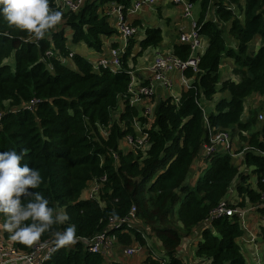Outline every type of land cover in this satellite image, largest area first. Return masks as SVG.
I'll return each instance as SVG.
<instances>
[{
  "label": "trees",
  "instance_id": "16d2710c",
  "mask_svg": "<svg viewBox=\"0 0 264 264\" xmlns=\"http://www.w3.org/2000/svg\"><path fill=\"white\" fill-rule=\"evenodd\" d=\"M131 1L85 0L76 13L61 11L62 23L40 40L9 27L0 14V152L27 149L21 166L27 164L43 178L39 188L29 191L40 192L49 207L64 209L70 217L54 231L75 225L82 239L106 231L117 251L133 244L145 249L144 264H183L177 252L182 239L209 218L230 188L238 197L234 207L244 210L250 205L260 216L264 213V121L258 120L264 112V0H189L199 4L197 32L207 46L197 72L183 73L192 78V87L178 99L159 100L152 119L129 104L132 70L127 61L160 46L159 28L143 27L136 17L131 20L144 35L139 39L137 32L128 41L116 73L95 69V62L69 49L82 43L102 53L103 41L117 36L107 7L121 6L126 14ZM212 5L215 22L207 19ZM50 7L60 11L54 0ZM177 40L171 52L187 60L190 49ZM257 41L260 46L252 50L250 45ZM224 58L233 61V78L221 81ZM219 84L228 98H221L204 118L202 102L215 95ZM253 101L257 105L251 106ZM218 132L229 135L230 152L207 157L202 174L188 185L191 166L200 158L208 134ZM127 137L133 144L144 137L150 146L123 151L120 142ZM93 182L101 185L97 197L81 199ZM132 208L139 228H108L111 220L126 217ZM5 220L0 214L2 236L21 252L54 240L45 233L32 247L22 245L3 229ZM260 229L264 240L263 226ZM244 235L238 215L213 218L200 231L194 257L210 264H264V251L260 261L246 260ZM148 238L158 241L164 256L153 258ZM43 264L123 263L109 262L79 241L58 249Z\"/></svg>",
  "mask_w": 264,
  "mask_h": 264
},
{
  "label": "built area",
  "instance_id": "2783aa9c",
  "mask_svg": "<svg viewBox=\"0 0 264 264\" xmlns=\"http://www.w3.org/2000/svg\"><path fill=\"white\" fill-rule=\"evenodd\" d=\"M84 1L85 0H54V6L55 8L60 9V11L76 13L79 11ZM156 1L157 0H132L126 14L122 12L121 6L115 4L111 5L110 10H107L106 14L109 16L110 20L116 18L115 29L117 31L118 44L115 48L109 49L107 53L103 54L97 61H95V69L101 66L102 68L108 69L112 73H116L119 70L121 57L125 54L126 48L128 47V41L138 32V28L132 26L126 21V17L134 16L136 13L138 14L144 6H153ZM170 2L174 6L178 7L182 12L183 18L189 21V29L187 31L180 30L178 33V39L181 43L189 47L190 55L187 60H181L180 58L174 56L173 53L158 52L156 53L154 61L149 69L150 76L148 78L143 79L140 76H137L133 70L129 72L131 79L127 90L129 104L135 107L145 105L143 108V117L148 119H152L153 117L156 104L152 100L156 96L158 86L170 91L173 83L171 79V75L173 73H179L181 81L184 83V90L192 87V84L187 83L188 80L183 73L187 69H191L194 73H196L199 56L201 55L199 52L201 50L203 38L197 32V21L193 19V4L189 0H170ZM212 17L213 13L212 16L207 19L215 22ZM258 120L260 122L264 121V112L259 113ZM126 139L133 148L138 146L141 147L142 150L148 149L150 146L149 143L144 141V137L138 138L134 144L130 138L127 137ZM202 146L205 158L212 156L221 150L225 152H230L231 150L230 138L225 132H218L216 134L209 133L207 142ZM261 182L264 183L262 179ZM95 183L96 185L93 189V194H98L101 185L97 182ZM232 191L233 189L230 188L228 194H231ZM90 198L94 197L90 196ZM260 202V207L264 209V190L260 192ZM244 213L245 211L243 209H239L234 207V205H231L226 197L216 206V208L213 209L209 218L202 223V229L208 228L210 221L213 218L232 217L233 215H238L241 221V219L243 220ZM261 220L264 222V213L261 216ZM240 223L242 224V222ZM120 225H126L134 228H139L141 226L135 218L134 208L130 210L126 217L119 220H111L108 228H116ZM142 227L144 228V226ZM2 234L3 232L1 228L0 264H43L46 259L58 250L55 248L54 240H51L38 243L34 246L32 251L28 253L21 252L13 247L11 241L4 239ZM196 236H199V233L194 231L192 235L182 239L177 250L178 256L181 259L182 257L179 253L181 254L185 245L192 241V238L197 239ZM80 242L87 247L89 252L102 254L104 257H107L111 255V248L115 243V239L113 237H108L106 235V231H103L91 239H81ZM193 242L194 241H192V243ZM250 242H253L252 238L250 239ZM139 252H141V247L134 245L132 247L124 248L122 253L126 257H131ZM182 262L183 264H190L184 260H182Z\"/></svg>",
  "mask_w": 264,
  "mask_h": 264
},
{
  "label": "clouds",
  "instance_id": "9594fccd",
  "mask_svg": "<svg viewBox=\"0 0 264 264\" xmlns=\"http://www.w3.org/2000/svg\"><path fill=\"white\" fill-rule=\"evenodd\" d=\"M0 14L9 27L26 31L37 40L49 35L63 18L61 11L50 7V0H0ZM26 154L27 149L0 152V214L6 217L3 229L13 241L28 247L40 242L45 233L54 237L56 249L74 246L82 239L76 235L75 225L62 232L53 230L69 221L67 213H57L40 192L29 191L39 188L43 178L38 170L21 166Z\"/></svg>",
  "mask_w": 264,
  "mask_h": 264
},
{
  "label": "crops",
  "instance_id": "0c3cea01",
  "mask_svg": "<svg viewBox=\"0 0 264 264\" xmlns=\"http://www.w3.org/2000/svg\"><path fill=\"white\" fill-rule=\"evenodd\" d=\"M157 1H159V0H157ZM158 3H159V5L157 7H155V10H152L153 6H144L138 12V14L136 13L134 16H127L126 17V19H127L126 21L129 24H131V20L136 17L135 19L139 20L142 23L141 26H143V27H156V28H158L156 26L158 23H161V24L163 23L164 24V26H165L164 27V31H163V29L161 30V32H162V42L160 43V46L158 48L153 49L155 51V55L158 52H170V53H172L171 52L172 44H174V43H176L178 41L177 38H178V33L180 32V30L187 31L186 25H184V20H183L184 18H183L182 12H181V10L178 7L174 6L170 2V0H161ZM212 4H214L213 1H212ZM110 7H111V5H109V7H107L108 10H110ZM213 7L214 6L212 5L211 9H210V12L208 14V17L212 16ZM192 9H193L192 10L193 19L195 21H197L198 18H199V12H200L199 4H193ZM152 12H155V15H156V18H157L156 24L152 23V18L150 16ZM142 15H144L145 18H143ZM153 19H155V18H153ZM148 21H150V24H152V26L151 25H146V23H148ZM108 22H109L110 26L115 28L116 18H113L112 20L109 19ZM138 35H139V39H142L143 35H144L143 30H139ZM202 41L203 42H202V45H201V50L199 52L201 55L205 52V49H206V46H207V41L205 39H203ZM113 44H118V37L117 36L111 37L109 39H105L103 41V47H102V50H101L102 53H98V52L89 50L82 43L81 44H77L78 54L90 59L92 62H95V61L98 60V58H100V56H102L103 54L107 53L108 50L112 48ZM233 46H234V43H233ZM258 46H260V43L257 41V42L252 43L250 45V48H252L254 50ZM72 53H74V52H72ZM150 59L151 58L147 55L145 57V64L142 63L141 66L148 65V63L150 62ZM151 64H152V61L149 63V65L147 67L137 68L138 70L135 72V74L137 76H140L143 79L148 78L150 76L149 69L151 67ZM232 68H233V61L228 59V58H224L222 60V62H221L220 70H219V77H220L221 81L226 80L228 78H233L232 75H231ZM171 79H172V75H171ZM186 79L188 80L187 83L192 84V82H193L192 78H186ZM172 82H173L172 83V87H173L174 86V80L173 79H172ZM176 85L178 87L175 88L174 90H172V87H171L170 91H168L167 89H165V88H163L161 86H158L157 92H156V96L153 98L152 101L155 104H157L159 100L165 99V98H168V97H171V98H174V99H178L180 94H181V92L184 91V88H183L184 83H183V81H181L180 76H179V83L176 84ZM219 89H220V84L216 88L217 92L215 93V95H213V98H215L214 107H213V109L210 110L209 114L214 112L215 105H216L217 102H219V100L221 98H228V95L225 92H220ZM254 105H257L255 101H253L251 106H254ZM249 106H250V103L248 101L247 104H246L245 111L248 110ZM144 107H145V105L141 106V107L137 106V109L139 110V113H140L141 116H143V112H144L143 108ZM202 111H203L204 116L207 117V114H206L207 112H206L204 106H203ZM245 115H246V113H245ZM120 148L123 151H130V150L133 149V147L127 142L126 138L123 139L120 142ZM233 157H234V155H233ZM205 159L206 158H205V154H204V149H203V146H202L201 147L200 158L193 163V165L191 166L189 175H188V177L186 179V183L188 185L193 186L194 183L196 182V180L202 174L203 170L206 168L207 164H206V160ZM95 185H96L95 182L88 184V186L84 189V191L81 194V199H88V198H90V196L97 197V193L93 194V189H94ZM232 193H234V191H232L231 194ZM231 194H227L226 197L228 199V202L231 205H234L233 201L230 200L231 199ZM61 210L64 211V209H57L56 212L58 213ZM244 211H245V213H244L243 220L241 219L240 222H242L241 226H242V228H243V230L245 232V235L241 238V240H243L242 243H243L244 246H243L242 250L245 252V254H246L245 258H246V256H248L249 251H250V249H248V251H246V247L250 246L251 244H254V242H255L254 241V237L261 236L260 232H262V231L260 229V226H263V224L261 222L262 220H261L260 214L256 211V209L252 208V206L249 205L247 208L244 209ZM258 221L261 222L260 226L258 224ZM202 225L203 224H200L197 228H195L196 233H199V236H196L198 240L200 238V231L202 230ZM1 228L2 227L0 226V231H1ZM144 234H145V236H147L148 233H146V230L144 231ZM196 237H194V238H196ZM251 238H252L253 242H250ZM191 240L194 241V242L192 243V241H190L189 243H187V245H185V247H184L183 251L181 252V254L179 253V255L182 257V260H184V261H186V262H188L190 264H210L208 261L198 260V259H196L194 257V252H195V249H196V242L197 241H195L196 239H193V238ZM153 244L154 245H159L157 242H154ZM134 245H136V244H133V246ZM115 248H116V250H115ZM111 249H112L111 250L112 251L111 255L106 257L107 261H109V262H121V263L124 264V262H122L121 259L123 260L124 258H129V257H126V256H121L123 250H122V252L117 251V246H116L115 243L112 245ZM142 252H143V249H142ZM142 252H139L136 255L141 254ZM131 257H133V256H131ZM138 257H139V259L143 260L142 257H144V256H138ZM246 260L248 262H250L247 258H246Z\"/></svg>",
  "mask_w": 264,
  "mask_h": 264
},
{
  "label": "rangeland",
  "instance_id": "374dc122",
  "mask_svg": "<svg viewBox=\"0 0 264 264\" xmlns=\"http://www.w3.org/2000/svg\"><path fill=\"white\" fill-rule=\"evenodd\" d=\"M161 0H159V1H157L154 5H153V9L152 10H155V7H157L158 5H159V3L158 2H160ZM84 3V2H83ZM151 10V11H152ZM145 15V14H144ZM144 15H142L143 16V18H145V16ZM192 15H193V13H192ZM151 18H152V23H154V24H156V22H157V18H156V15H155V12H152L151 13ZM153 18H155V19H153ZM184 20V25H186V28H187V30H188V28H189V21L188 20H185V19H183ZM146 25H151L152 26V24H150V21H148V23H146ZM154 26V25H153ZM160 30H162L163 29V31H164V24L162 23H158L157 25H156ZM69 49H70V51H72V52H74V53H76V54H78V47H77V45H72V44H70L69 45ZM253 50V49H252ZM166 51V50H165ZM79 55V54H78ZM149 56L151 59H150V62L152 61V63H153V61H154V58H155V51L153 50V49H147V50H145V52L143 53V54H141L139 57H136L135 58V60L134 61H132L131 60V58H128V61H127V64H128V67L129 68H131V70H133V71H137L138 69L137 68H141V67H147L148 65H149V63H148V65H146V66H141V64L142 63H144L145 64V57L146 56ZM11 59L12 58H10L7 62L8 63H10L11 62ZM152 65V64H151ZM179 73H173L172 74V79L174 80V86L172 87V90H174L175 88H177L178 86L176 85V84H178L179 83ZM214 100H215V98H211L210 100H203V102H202V105L204 106V108H205V110H206V114L208 115L209 114V112H210V110L211 109H213V107H214ZM250 103V102H249ZM260 113H262V112H260ZM230 200H232L234 203H238V197L236 196V194L235 193H232L231 194V199ZM248 207V206H247ZM246 207V208H247ZM262 222V224H263V227H264V222L263 221H261ZM261 222L260 221H258V224H259V226L261 225ZM259 228V227H258ZM195 231V230H194ZM261 233V232H260ZM150 240V238H148V241ZM151 242V247H150V250H151V255L152 256H154L153 258H155L156 259V257H158V256H164V255H162V250H161V247H160V245H154L153 243H154V239H151L150 240ZM195 241H198V239H196ZM254 244H251L250 246H248V247H246V251H248V249H250V251H249V254H248V256H246V258L249 260V261H260L261 260V258H262V253H263V251H264V240L262 239V237L261 236H257V237H254ZM156 242H158V241H156ZM244 246V245H243ZM141 252H142V248H141ZM121 256H124V255H122L121 254ZM138 256H144V257H142L143 258V260L142 259H139V257ZM156 256V257H155ZM146 257V251H145V249L143 250V252L141 253V254H138V255H134L133 257H129V258H124L123 260L121 259V261L122 262H124V264L126 263V264H144V258Z\"/></svg>",
  "mask_w": 264,
  "mask_h": 264
},
{
  "label": "water",
  "instance_id": "95a60500",
  "mask_svg": "<svg viewBox=\"0 0 264 264\" xmlns=\"http://www.w3.org/2000/svg\"><path fill=\"white\" fill-rule=\"evenodd\" d=\"M143 226L145 227V224H143Z\"/></svg>",
  "mask_w": 264,
  "mask_h": 264
}]
</instances>
